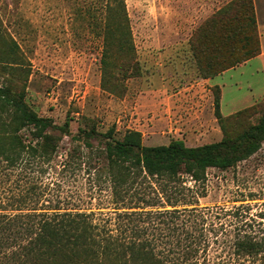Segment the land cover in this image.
Segmentation results:
<instances>
[{
    "label": "trees",
    "instance_id": "16d2710c",
    "mask_svg": "<svg viewBox=\"0 0 264 264\" xmlns=\"http://www.w3.org/2000/svg\"><path fill=\"white\" fill-rule=\"evenodd\" d=\"M99 19L107 43L109 20ZM117 31L115 26L111 40H118ZM189 50L200 78L257 55L254 1L229 0L212 12L193 30ZM112 61L101 58L102 85L121 90L125 77L139 74V63ZM8 66L11 62L0 59L1 69L10 72ZM212 91L219 140L145 144L137 129L116 137L114 126L102 131L92 121L71 134L95 152L92 165L107 182L109 210L38 207L41 190L34 184L8 182L0 191V264H264V208L252 213L243 205L200 206L186 184L188 178L203 181L209 167L236 166L264 141V101L223 114L219 85ZM69 119L58 124L40 115L25 98L24 82L0 78V182L50 161L63 135L70 134ZM219 247L227 248L229 259L212 260L210 251Z\"/></svg>",
    "mask_w": 264,
    "mask_h": 264
},
{
    "label": "rangeland",
    "instance_id": "374dc122",
    "mask_svg": "<svg viewBox=\"0 0 264 264\" xmlns=\"http://www.w3.org/2000/svg\"><path fill=\"white\" fill-rule=\"evenodd\" d=\"M228 1L0 0V59L13 67L8 66L10 72L0 68V78L11 77L19 86L24 82L25 98L40 115L58 124L70 118V134L63 135L53 158L15 171L9 181L0 182V191L8 182L34 184L41 190L38 207L109 210L107 182L92 165L95 152L71 138L89 121L102 131L114 126L116 137L137 129L145 144L172 138H181L187 145L219 140L222 130L213 112V86L196 76L189 38ZM106 16L110 34L104 43L106 27L99 18L105 23ZM115 26L118 40H111ZM258 32L261 43L264 31L258 27ZM103 56L114 65L135 59L139 74L125 77L121 90L106 88ZM259 67L254 60L226 73L223 114L264 101ZM186 184L200 206L243 205L258 212L264 208V141L236 166L209 167L203 181L188 178ZM226 249L219 247L218 257H214L217 251H210L212 260L229 259Z\"/></svg>",
    "mask_w": 264,
    "mask_h": 264
},
{
    "label": "crops",
    "instance_id": "0c3cea01",
    "mask_svg": "<svg viewBox=\"0 0 264 264\" xmlns=\"http://www.w3.org/2000/svg\"><path fill=\"white\" fill-rule=\"evenodd\" d=\"M253 1H254V5H255L257 25L260 29H262L264 31V0H253ZM254 60L258 61V64L260 66L259 68L262 71V77L264 80V40L261 41V51L257 55H255V56H253V57L235 65V66L226 68L223 71L215 74L214 76L201 77L200 78L201 82L207 83L209 86H214L216 84L219 85V87L221 89L220 108L222 106L223 91H224V87H225L224 78H225L226 73L230 72L232 69L246 65L247 63H250L251 61H254ZM261 92L264 93V88H262ZM254 100H251L249 103H252ZM231 111H233V110H231Z\"/></svg>",
    "mask_w": 264,
    "mask_h": 264
}]
</instances>
